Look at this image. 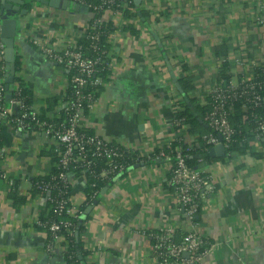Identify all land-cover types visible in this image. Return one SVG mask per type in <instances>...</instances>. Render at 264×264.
<instances>
[{
  "label": "crops",
  "instance_id": "1",
  "mask_svg": "<svg viewBox=\"0 0 264 264\" xmlns=\"http://www.w3.org/2000/svg\"><path fill=\"white\" fill-rule=\"evenodd\" d=\"M133 2L137 11L147 9L150 16L142 26L137 18L106 12L104 20L114 28L111 74L81 121L100 139L149 152L180 136L174 120L185 93L170 78V71L178 72L177 62H183L193 86L188 96L196 104H207L216 58L228 56L229 67L243 49L247 56L264 58L255 23L264 0ZM5 5L13 3L6 0ZM77 5L85 9L76 10ZM21 12L15 16V77L29 92L31 107L55 118L64 106L68 73L45 58L30 38L69 43L84 34L92 14L81 3L70 2L64 9L61 4L53 8L33 0H24ZM126 24L139 35L121 30ZM3 67L0 60V78L5 80ZM7 95V106L15 112ZM1 140L0 173L16 184L24 201L13 204L8 198L10 186L0 180V264H67L62 241L53 253L47 251L51 245L47 232L35 225L47 213V203L44 196L31 194L33 181L47 176L53 167L52 142L42 134L16 131L9 123L2 125ZM208 165L213 192L205 197L193 223L174 201L163 162L136 165L104 188L86 209L90 208L89 220L79 235L86 262L157 264L151 259L152 241L143 233L164 227L173 230L176 240L187 231L208 239L213 248L198 264H264V140L250 139L245 154ZM68 181L70 201L82 205L87 177L71 174Z\"/></svg>",
  "mask_w": 264,
  "mask_h": 264
},
{
  "label": "built area",
  "instance_id": "2",
  "mask_svg": "<svg viewBox=\"0 0 264 264\" xmlns=\"http://www.w3.org/2000/svg\"><path fill=\"white\" fill-rule=\"evenodd\" d=\"M106 5L113 4L112 0H103ZM125 2L121 3V10L103 8L104 5L88 6L91 12H101L98 18H92L88 28L80 37L72 39L69 43H54L50 39L30 38L32 45L48 60L63 68L68 73V87L64 98V106L61 114L54 119L44 120L39 118V113L31 106L24 105L18 97V86H11L13 95L11 105L16 107L13 112L2 102L4 92V79L0 78V124L9 123L16 131L42 134L53 145L52 154L57 158L61 172L51 180L56 183L69 184V168L77 169L87 177V173L96 161H103V167L93 177L105 181L129 174L131 169L140 164L149 162H163L168 173L167 185L172 191L174 201L182 210L189 222L198 215L204 207V199L213 192L210 176V166L200 159V165L194 168L186 162L187 152L190 150L192 140L179 136L173 141L161 145L156 151L138 152L125 149L120 145L103 140L86 131L82 125V118L86 111L93 108L99 95L97 87L103 85L100 73L103 70L111 74L113 58L110 48L103 49L101 37L106 36V43L110 47L111 33L103 29L106 12L124 16ZM260 15L255 18V23L260 29L259 39L264 44V6H261ZM81 39L86 44L80 42ZM4 46L0 38V60L4 65ZM264 58L256 59L255 56H247L243 49L233 59V65L229 67V57L224 55L214 61V77L211 88L207 93L208 111L203 121L210 133L203 136L205 150H209L221 144L225 150L224 160L230 155L228 152L235 141L237 130L231 124V116L234 113L235 104L239 103L242 111V120L252 123L251 134L256 141L264 140V117L257 111L264 110ZM178 72L173 75L178 81L181 77H187L183 62H177ZM228 65V79L221 76L223 66ZM4 70V67L2 68ZM4 72V71H3ZM171 78V77H170ZM183 119H175L174 127H180V131L186 133L187 127L182 125ZM179 129V128H178ZM219 136L221 140L219 139ZM173 143H177L173 146ZM180 143L187 144L183 148ZM223 158V157H222ZM128 161L135 163L129 166ZM0 180L13 185L5 174L0 173ZM37 191L45 194L47 211L53 215L66 214L71 218H78L81 214V205H76L62 195L49 196V191L55 186L50 182L37 181L34 184ZM86 200V198H85ZM38 228L47 231L57 244L66 238L64 233H72V224L65 220L40 219L35 224ZM145 234L151 241V259L157 264H198L212 250L213 246L208 239L195 231L182 233L180 240H176L175 233L170 228L161 227ZM49 253L55 251L52 243L47 247ZM187 255L186 257L184 255Z\"/></svg>",
  "mask_w": 264,
  "mask_h": 264
},
{
  "label": "trees",
  "instance_id": "3",
  "mask_svg": "<svg viewBox=\"0 0 264 264\" xmlns=\"http://www.w3.org/2000/svg\"><path fill=\"white\" fill-rule=\"evenodd\" d=\"M69 2H74V3H81L85 6H99V5H104L103 8H110L113 10H121L120 8L121 3L125 2V8H124V19H132V18H137L139 19L140 23L142 26H144V22L149 18L150 12L147 9L141 8L137 11L136 7L134 5L133 0H112L113 4L111 5H106L103 3V0H67ZM131 10H134V12H131ZM91 12V11H90ZM94 18H98L101 15V12H91ZM112 24L110 22L103 23V29L106 30L107 33H111L114 28L111 26ZM121 30L125 32H129L130 34L134 36L139 35V30H137L134 26L130 24H126L123 27H121ZM106 36L104 35L101 37V46L103 49H109V45L106 43ZM80 42L82 44H86V41L84 39H81ZM18 67V62L16 60L15 62V69ZM223 72L221 74L222 77L225 79L229 78V75L227 74L228 71V65L223 66ZM108 75L109 72L107 70H103L100 73L101 78L103 79V82L108 81ZM178 83L182 87L185 97L183 99H180L177 103L178 110L175 112V119H183L182 125H185L187 127L186 133L189 134V136L193 139V143L190 144V150L187 152V158L186 162L189 167L194 168L200 165L199 160L201 159L202 162L205 164H211L212 162L216 160H224L223 158L216 159L212 158L209 156V153L207 150H205V146L203 144L202 137L209 134L210 130L206 126H204V121L203 117L205 113L209 109L208 104H196L194 99L190 98L188 96V93L191 92L193 89V86L191 84V80L188 79V77H181L178 79ZM13 84H17L18 86V92L19 95L18 97L23 100V103L25 106H31V99H30V94L27 92V90L23 87V84L19 81L18 78L14 77V82ZM5 87V86H4ZM98 93L102 90V86H99L96 88ZM10 94V98L15 97L13 95L12 90H6L4 88L3 92V104L5 106L8 105L5 97L6 94ZM260 115L264 117V110H258L257 111ZM242 111L240 108L239 103L235 104L234 106V113L231 116V124L233 127L237 130V134L235 135V141L231 144V147L229 148L228 152L233 154L228 157V160L231 159L234 156H239L243 155L246 153L248 149V142L250 139H253V135L251 134V128H252V123H247L242 120ZM39 118L42 120H52L54 118L48 117L46 114H39ZM3 124H0V148L2 147V140H1V128ZM206 125V124H205ZM179 131H180V127ZM177 128V129H178ZM184 134V131H180V136ZM177 143H173V146H176ZM183 148H187V144L185 143H180ZM156 151V150H155ZM52 165L53 167L51 168L49 174L44 177H39L36 178L33 181V186L31 190V194L33 196L36 195H42L46 196L45 194L40 193L37 191L34 187V184L37 181H44V182H50L52 185L55 187L49 191V196L56 197L57 195H63L66 199L69 198L70 196V185L69 184H63V183H56L51 180L52 177H57L59 173L61 172V169L58 167L57 164V158L52 154ZM155 162H149V164H154ZM127 164L129 166H134L135 163H132V161H128ZM103 167V161H96L95 164L91 167L90 171L87 173V183H86V188L84 191L85 194V202L81 205L80 211L81 214L79 215L78 218L74 219L66 214H62L60 216L53 215L50 211H47L46 214H42L40 220L45 221V220H54V221H59V220H65L69 221L72 224V233L67 234L66 232L64 233L66 241L62 242V246L65 247V252H64V261L67 264H88L86 262V256L87 254L85 251L82 249V243L80 240L79 235L82 233L83 226L84 224L89 220V215L86 213V209L90 206L93 205L94 201H96L101 194V191L104 188H107L111 184L115 182L116 179L123 178L126 173L123 175L115 178L114 180L111 181H105L102 179H98L96 177H93V174L99 173L101 168ZM71 174L78 175L80 172L77 169H73L72 167L69 168L68 171ZM16 184L14 183L13 185L10 186L9 192H8V198L13 202V204H21L23 203L24 199L20 197L17 193L16 189ZM199 214V213H198ZM195 222V218L193 219ZM47 232V231H46ZM78 234V237L75 236V234ZM48 235V240L50 243H52V246L55 247L57 244L54 242L52 239L51 235L47 232Z\"/></svg>",
  "mask_w": 264,
  "mask_h": 264
},
{
  "label": "water",
  "instance_id": "4",
  "mask_svg": "<svg viewBox=\"0 0 264 264\" xmlns=\"http://www.w3.org/2000/svg\"><path fill=\"white\" fill-rule=\"evenodd\" d=\"M13 3L11 6L5 5L6 0H1L0 2V38L1 42L3 43L4 50V63H5V89L11 90V85L14 82L15 77V62H16V56H15V38L17 36V29H16V19L15 16L17 14H23L21 12V7L24 5V0H7ZM37 3H41L43 5H49L53 8H58L61 4L62 8H69L70 2L65 0H33ZM137 5L140 4L141 0H134ZM84 10V6L77 5L76 10ZM5 10H7L9 13H5ZM170 77L174 84V86L179 89V83L174 77L172 71H170ZM7 98H10V95H7ZM219 139L221 140L220 136ZM209 156L212 158H222L225 156V150L221 144L211 148L209 150ZM96 203V201H95ZM90 208L87 210L89 211ZM86 211V213H87ZM77 237V233L75 234ZM187 256L186 254L184 255Z\"/></svg>",
  "mask_w": 264,
  "mask_h": 264
}]
</instances>
